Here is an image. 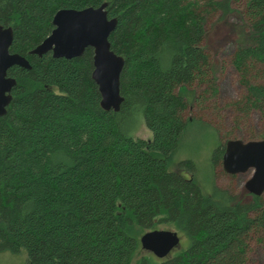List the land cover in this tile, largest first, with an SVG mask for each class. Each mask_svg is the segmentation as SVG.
<instances>
[{"label": "trees", "instance_id": "trees-1", "mask_svg": "<svg viewBox=\"0 0 264 264\" xmlns=\"http://www.w3.org/2000/svg\"><path fill=\"white\" fill-rule=\"evenodd\" d=\"M203 1L230 11L229 0H0V27L13 30L9 51L31 65L7 72L14 84L0 115V252L23 248L26 264H249L251 242L264 239L261 195L245 202L215 182L205 194L191 160L169 168L187 126L209 125L184 117L190 104L179 91L217 94ZM90 6L117 19L109 35L123 61L117 111L101 104L92 48L70 59L31 54L59 9ZM235 47L246 90L238 105L260 116L263 128L248 140H261L264 0H247ZM141 117L150 139L131 135ZM225 143L213 149L214 167ZM161 224L186 236L187 247L164 258L141 254L140 236Z\"/></svg>", "mask_w": 264, "mask_h": 264}, {"label": "rangeland", "instance_id": "rangeland-1", "mask_svg": "<svg viewBox=\"0 0 264 264\" xmlns=\"http://www.w3.org/2000/svg\"><path fill=\"white\" fill-rule=\"evenodd\" d=\"M203 1L201 6L206 11L205 28L207 37L204 40L206 52L214 67L213 86L217 94L205 93L203 88L187 87L179 92L189 101V107L184 113L185 118L202 119L209 125L203 126L191 123L185 129L180 142L174 152L169 168L176 169L180 162L191 160L195 167V180L203 193L212 191V183L217 186L228 188L232 193L245 202L251 201L249 192L244 188V183L250 178L252 170L241 174H227L222 169L221 162L215 167L212 162L213 149L219 141L223 144L229 139L249 141L251 135L263 128L260 116L251 111L246 114L241 111V102L246 94L245 87L240 82V76L233 66L232 59L236 46V39L245 18L247 0H229V12L206 5ZM253 81H263V77L252 78ZM187 90V91H186ZM200 96L197 101H192L194 96ZM135 138L150 139L152 134L144 124L141 117L137 128L131 131ZM180 173L188 177L190 171L182 167ZM264 202V192L261 195ZM157 229L173 230L165 224ZM178 232V231H177ZM178 246L172 249L171 255L185 249L188 245L186 236L179 234ZM143 250L141 254H149ZM27 254L22 248L18 252L1 251L0 264H26ZM249 264H264V239H254L249 250Z\"/></svg>", "mask_w": 264, "mask_h": 264}, {"label": "water", "instance_id": "water-1", "mask_svg": "<svg viewBox=\"0 0 264 264\" xmlns=\"http://www.w3.org/2000/svg\"><path fill=\"white\" fill-rule=\"evenodd\" d=\"M53 30L39 43L31 54L42 56L50 52L53 57L75 58L81 56L86 48L93 49V79L101 96V104L107 110L117 111L121 104L120 74L123 61L111 49L109 35L115 29L116 18H108L105 6L83 9L63 8L53 16ZM13 30L0 27V115L9 103L14 80L7 75L13 66L30 69L26 57L11 53ZM222 169L235 175L252 170L244 188L252 195L264 192V139L242 141L229 139L224 146ZM180 237L177 231L153 229L144 232L139 242L143 250L157 258H164L178 246Z\"/></svg>", "mask_w": 264, "mask_h": 264}]
</instances>
